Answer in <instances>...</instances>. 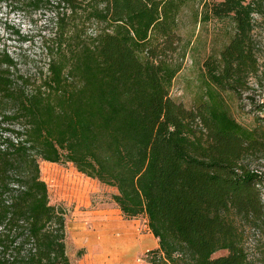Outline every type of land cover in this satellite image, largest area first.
Here are the masks:
<instances>
[{"label":"trees","instance_id":"16d2710c","mask_svg":"<svg viewBox=\"0 0 264 264\" xmlns=\"http://www.w3.org/2000/svg\"><path fill=\"white\" fill-rule=\"evenodd\" d=\"M0 4L64 10L46 84L28 92L0 56V264H71L65 215L49 204L39 162L71 164L114 188L122 215L145 217L158 241L150 264H246L236 221L264 222L262 176L247 162L264 157V126L236 122L223 94L239 98L258 74L254 17H264V0ZM195 4L194 21L232 28L186 108L169 90L181 70L180 16ZM88 23L97 26L90 36ZM219 251L227 254L213 258Z\"/></svg>","mask_w":264,"mask_h":264},{"label":"rangeland","instance_id":"374dc122","mask_svg":"<svg viewBox=\"0 0 264 264\" xmlns=\"http://www.w3.org/2000/svg\"><path fill=\"white\" fill-rule=\"evenodd\" d=\"M221 1L223 0H212L215 3ZM200 7L197 4L188 6L180 16V46L175 59L181 63V70L169 90L170 98L186 108H190L202 93L204 60L219 52L228 41L232 28L228 22L213 19L208 22L194 21V11H199ZM62 12L64 10L50 9L47 5L35 8L27 4L16 7L0 4V56L5 54L15 62V68L11 69L13 76L18 84H25L28 92L47 82L48 64L51 60L49 47L56 33L59 13ZM254 22L253 38L258 74L252 76L249 90L239 98L223 94L231 116L249 130L264 126V109H259L264 106V17L255 16ZM96 28L94 23L86 24V35H92ZM247 162L251 169L261 173L264 195V157H251ZM39 168L41 180L47 186L49 204L64 212L66 253L71 264H97L95 253L80 243L81 229L90 231L93 219L105 213L112 214L132 228L140 240L138 245L128 250L120 242L116 245L117 251L128 252L125 257L127 264H150V252L158 248L151 247L150 241H158L150 233L145 217L127 219L122 215L111 199L116 193L114 188L85 177L71 164L39 162ZM236 224L243 235L246 264H264V222L252 224L238 219ZM144 246L146 247L141 252ZM136 252L138 254L134 259ZM226 254V251H219L212 257ZM85 255L86 259L81 261Z\"/></svg>","mask_w":264,"mask_h":264},{"label":"bare ground","instance_id":"6f19581e","mask_svg":"<svg viewBox=\"0 0 264 264\" xmlns=\"http://www.w3.org/2000/svg\"><path fill=\"white\" fill-rule=\"evenodd\" d=\"M91 225L90 231L81 229L80 243L85 244L92 253H95L97 264H127L125 257L128 252H119L115 248L118 242L124 244L127 250L138 245L140 240L135 235L134 230L110 213L93 219ZM134 254L135 259L138 252ZM129 264L133 263L130 262Z\"/></svg>","mask_w":264,"mask_h":264},{"label":"crops","instance_id":"0c3cea01","mask_svg":"<svg viewBox=\"0 0 264 264\" xmlns=\"http://www.w3.org/2000/svg\"><path fill=\"white\" fill-rule=\"evenodd\" d=\"M151 242V247H158V242H153L152 240L150 241ZM146 246H144L142 249H141V252L144 250Z\"/></svg>","mask_w":264,"mask_h":264}]
</instances>
